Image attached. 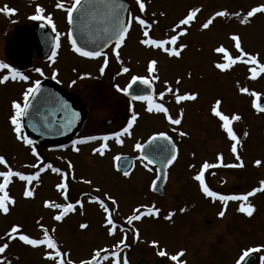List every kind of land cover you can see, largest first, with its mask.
<instances>
[{
	"label": "rangeland",
	"instance_id": "1",
	"mask_svg": "<svg viewBox=\"0 0 264 264\" xmlns=\"http://www.w3.org/2000/svg\"><path fill=\"white\" fill-rule=\"evenodd\" d=\"M132 8H136V0H127ZM146 11L139 16L149 21H156L155 32L159 37H169L175 33L172 27L186 16L188 11L199 8L194 21L187 28L186 34L179 37L176 47L185 44L181 55L175 58L163 50L158 59L162 81L175 85L177 78L179 90H188L198 93L197 99L192 102V116L189 120L193 127L192 151L196 146L197 152L203 154L191 159L194 167L187 168L186 163L180 162L170 171V178L165 185L167 195L159 200L150 193L151 180L149 172L142 166L135 152L108 151L104 155H96L89 150L76 153L51 154L37 149L38 159H32L31 148L22 141H18L12 131L9 116L12 114L11 102L22 100V89H14L0 84V155L5 156L8 165L14 171H22L26 175H35L39 178L28 184L18 178L7 186V191L15 199V204H9L7 214L0 212V238H5L9 244L5 253L0 254L3 264H54L53 260L45 258V252L50 251L45 246L32 247L25 245L18 236L9 240L5 233L11 225L19 224L25 234L33 238H41L46 227L54 235L62 251L70 252L67 259L74 264L82 259L87 260L98 249H107L101 255H108L109 260H100V264H111V252L117 251L121 264L126 257L129 264H175L167 256L160 257L157 253L163 249L168 254H175L185 250L180 257L186 264H236L243 252L249 248L259 249L253 251L257 263L262 264L264 258V192H257L248 200L255 206L251 217L244 218L236 214L240 204L218 203V198L206 197L190 180L198 169L201 159L216 161V155L223 153L224 164H239L242 167H223L220 180L213 178L208 181L218 186L224 193L244 191L251 186L258 187L259 181L264 180V113H258L253 108V100L264 98V74L260 73L255 79L250 78L249 69L253 66L245 63L247 56L237 61L231 68L220 70L215 67L217 62L223 60V53L215 52L219 46H224L229 54L235 58L240 56L231 39L233 34L238 35L241 47L248 54H258L259 63H264V13H256L248 18L246 23L241 20L252 7L264 4V0H144ZM0 3L8 5L6 0ZM1 8V7H0ZM135 10V9H134ZM224 11L226 16L215 17L208 29L201 25L216 12ZM164 13V15H161ZM239 13V16L235 15ZM134 37L140 43V30L135 29ZM135 39H131L137 42ZM142 39V38H141ZM145 60L139 50L128 56L132 68H139L144 61L156 58L157 53L145 52ZM189 73L191 74L189 76ZM240 87L248 88L247 93L239 91ZM259 93V98L251 95ZM217 99L222 101L220 110L231 116L240 115L241 119L233 122L240 144L237 153L231 151L232 141L227 134L218 127L216 116L211 107ZM207 116H206V115ZM219 120V119H218ZM189 128L191 126L189 125ZM197 128L202 130L196 135ZM244 132L248 135L244 136ZM184 141V140H183ZM183 152L186 147L183 146ZM132 156L135 158L130 174L120 176L114 170L113 157ZM239 155L241 160L236 159ZM202 157V158H201ZM261 160V165L254 162ZM212 163V162H210ZM69 164L72 167H69ZM51 165L59 168L60 172H51ZM44 168V171H40ZM7 170L0 165V171ZM191 170V171H189ZM83 179L92 181L91 184ZM65 181L68 184L67 201L56 185ZM2 182V178H0ZM25 187L33 190L32 197L23 195ZM99 189V191H96ZM213 189V188H212ZM104 193L115 198L112 204ZM92 196L100 197L109 206L117 229L109 235L106 223L107 214L98 202H90ZM79 200L82 203L76 204ZM57 204L71 202L75 211L68 213L62 221L53 219L60 210L47 208L44 202ZM155 205L160 209L159 216H142L131 225L126 218L132 214L134 208L140 205ZM225 206V207H224ZM183 208L184 212L179 210ZM223 210L225 215L218 213ZM143 211V209H141ZM173 212L171 220L164 217ZM87 224L84 229L80 224ZM55 228V232L51 230ZM121 229L123 231H121ZM134 229L139 231L136 238ZM128 247L114 248L122 238H125ZM152 241H158L157 246ZM249 255V254H248ZM250 256V257H251ZM247 257V256H246ZM249 257V258H250Z\"/></svg>",
	"mask_w": 264,
	"mask_h": 264
},
{
	"label": "snow or ice",
	"instance_id": "2",
	"mask_svg": "<svg viewBox=\"0 0 264 264\" xmlns=\"http://www.w3.org/2000/svg\"><path fill=\"white\" fill-rule=\"evenodd\" d=\"M82 0H73V3H71L70 6H65L62 2H58L55 7L58 9H64L67 13V20L69 25H72L75 27V21H74V12L79 10V6L81 5ZM136 4L138 5L139 12L144 13L146 11V4L144 0H136ZM110 9V24L105 27L102 31L105 34L103 47L107 48L110 44H114V47L112 48V52L115 54L116 59H120L119 49L124 44L126 37L130 31V28L132 26L133 21L138 23L143 28V39L140 40V43L145 46H153L157 49L163 50L165 53H167L169 56H177L179 57L181 55V50L187 47L185 44H180L178 47H176L178 39L180 36L186 34L187 28H182L181 26L190 25L195 17L197 12L200 11L199 8H194L186 14V16L178 21L175 25L172 27V32L175 33L167 38H153L150 35L149 30L152 27V24L149 23L146 19L141 18V16L136 15L133 16L131 12L128 13V19L127 21L122 18L121 11L125 10L126 6L123 3L117 2V0H112L111 4L108 5ZM17 11V9H14L12 7H9L8 5L3 6L0 8V13H4L6 15H12ZM45 9L37 4L35 6V14L31 17V19L36 21H43L47 25L52 26V31L55 33V36L52 37V56L49 57V59H52L56 55V50L59 47L60 41V33L56 32L55 24L53 23V19L51 14L45 15ZM256 13H264V4H260L258 6L252 7L249 11H247L246 16L243 20H241V23H246L248 21V18L254 16ZM228 13L224 11L216 12L212 17L208 18L202 25V29H208L209 26L213 23L215 17L217 16H226ZM161 15H164V13H161ZM235 15L239 16V13H235ZM45 23L41 24V27L43 28L45 26ZM152 23H156V21H153ZM74 27H70L69 31L67 33L68 40L71 42V46L74 52L77 54L87 57V58H97L103 56L104 63L100 67V72L103 73L105 71V67L108 64V55L107 53H104L99 50H87L84 46L80 45L77 40L73 36ZM45 41L47 42L48 37L45 35L44 37ZM231 39L235 41V47L240 52V56H237L233 58L228 50L224 46H219L215 49V52L217 53H223V60L226 62H217L215 67L220 70H227L231 68L234 64L237 63V61L241 60L243 57L247 56V60H245V63L253 65L249 71L251 73L252 79H255L257 76L260 75V73H264V63H259L258 61V54L252 55L246 53L243 48L241 47V41L240 37L238 35L233 34L231 36ZM167 45H171L172 47H168ZM158 64V61L155 59H152L148 62V72L154 73L156 72V66ZM0 69H4L7 74L0 73V84H3L7 82L9 79L12 80H22V81H29V76L24 75L21 73L18 69L15 67H12L11 65L7 63L0 62ZM34 71L37 73H40L43 75V71L40 68H35ZM122 73L129 72V68L122 67L121 69ZM191 74L189 73V76ZM56 72H53V78L55 79ZM159 79V76L152 75L151 78H146L144 76L139 75H133L131 77V80L125 86L124 88H120L119 85H116L118 91L123 92L125 95L129 94V90L132 88V85L139 82L141 85L147 86L142 94L133 95L131 98L134 101H144L147 103V111L148 112H157V113H164L166 119L172 124V125H181L182 118H183V109L180 110L179 117L174 118L170 113L168 108L165 106V104L162 102L163 98L166 94H172L174 96V99L177 104H179L182 101H190L197 99L198 93H188L185 92L181 94L179 92V88L173 89L172 85L165 81V88L163 91H160L158 93V98L161 102H157V94L155 91H148V89H152L154 82ZM73 83H75L73 81ZM176 84H180V79L177 78ZM239 91L242 93H247L249 90L246 87H240ZM41 92L40 88V81L36 80L31 83V85L22 93V100H13L11 102V109L12 114L9 116V122L12 126V131L15 134V137L18 141H22L25 145H32L33 141L29 138L28 135H25L23 132L24 124L23 119L26 117H29L31 114L29 112L30 107H32L30 103V98L35 97L36 93ZM252 96L259 98L260 94L256 92L251 93ZM222 101L220 99H217L215 103L211 107V112L214 116L218 117L221 121L220 127L222 130L227 134L228 138L233 142L231 145V151L233 154L237 153V146L240 144V139L238 138V135L236 131L233 128V122L238 121L241 119L240 115L238 114H232L231 116L225 114L223 111L220 110V105ZM63 107L67 108V105H63ZM253 107L256 108L257 111H264V107H261V104L257 102V100H253ZM72 118L65 117L67 120V123L64 125L65 127H69L75 117L78 115L77 113H72ZM137 119V114L133 112L131 119L127 121V126L123 128L122 132H115L112 134V137L116 139V143L122 144L123 141L120 139L122 134L131 135L130 129L132 128L134 122ZM173 132H176L177 129L173 128ZM178 135L181 137L187 136L188 133L185 131H179ZM248 133L244 132V136H247ZM108 135H104L102 137H95V136H87L84 137L81 140H73L72 145L75 151H79V148L76 147L77 144H82L88 141L93 140H103L108 141L109 140ZM166 143H161V142ZM148 149L149 151L145 152V149ZM108 149L107 143H101L99 147L93 148L92 151L94 154L104 155L106 150ZM135 149L140 152V156L138 159L142 163L143 167L147 169L148 171H153L150 165L156 164L158 161L162 163V167L158 169L157 171L162 173V176L158 175L156 179H153L151 182L150 187L152 189H156L158 187L157 181L161 178L166 179L167 178V171L166 169L171 166L174 161L177 159L178 155V149L177 145L173 142L172 137L169 136L166 132H157L153 133L148 141L147 145L141 144L137 142L135 144ZM33 155L36 154V148L33 147L31 149ZM236 159L238 161L241 160L240 156L237 154ZM113 160L115 162L122 161L121 154H117L113 157ZM217 163L213 164L209 161L205 160L201 166L199 171L196 173V175L193 177L194 180H196L199 183L200 190L206 197L211 198H218L221 201L227 202L229 200L232 201H240L239 211L241 213H245L247 216L251 217L255 211V206L248 202L249 197L255 195L257 192H264V180L259 181V186L254 187L251 189V191H248L247 193L243 195H220L217 191L212 190L209 185L206 183L205 174L208 169L216 168V167H242L243 162L241 161L239 164H224L223 163V156L222 154H218L216 157ZM257 166L261 165V160H256L254 162ZM0 165H4L7 170L0 171V178H2V182H0V212H3L7 214L9 212V204H15V199L11 197L7 191V186L13 182V178H18L21 181H26L28 184H31L33 181L38 180L39 178V172H37L35 175H26L22 171H14L10 166H8V162L5 158V156L0 155ZM46 167L51 168L53 172H60L59 168H53L51 165H47ZM69 167H72L71 164H69ZM116 167L118 170L123 169V175L128 176L130 173L128 169L132 167V165L128 162L127 159H123L122 163H117ZM189 167H194V165H190ZM40 171H44V168H41ZM84 183L91 184L92 181L83 179ZM68 184L62 180L61 183L56 185V188L61 191V193L64 196V199L67 201V191H68ZM96 191H99V189H96ZM33 190L25 187L23 195L25 197H32L33 196ZM104 196L112 202V204H116L117 201L114 197L111 195L104 193ZM90 202H98L100 204V207L103 209V211L107 214L106 223L110 225L108 231L109 235H113L117 229V225L115 224L112 214L109 210V206L105 204L104 200L97 196H92L90 198ZM76 204H80L81 207L83 206L81 201L77 200ZM44 206L47 208H55L60 210L58 214L54 215L53 219L56 221H62L63 218L71 212L75 211V206L73 203L68 202L64 204H57L52 203L49 201L44 202ZM143 209V211H141ZM180 212H184L185 209L181 208L179 210ZM160 213V209L157 208L154 204L153 205H140L138 208H134L132 210V214L129 215L126 220L129 225L133 223V221H138L142 218V216L148 215V216H156L158 217ZM174 215L173 212H169L167 216L164 218L166 220H171L172 216ZM218 215L220 217H223L225 215V212L221 210ZM40 227L43 230V235L41 238H33L30 234L23 233L22 226L19 224H13L9 228V230L5 233V235L8 237L9 240H14L19 238L20 241H22L25 245L37 247V246H45L50 251L45 252V258L49 260H53L54 264H74V262L71 259H67V257L70 256V252L62 251L57 240L55 239L54 235L50 234L49 230L44 227L43 225H40ZM87 227V224L81 223L80 228L84 229ZM121 231H123L121 229ZM52 233L55 232V228L51 230ZM134 234L136 238H139V231L134 229ZM125 238H122L116 245H114V248L119 249L121 245L124 247H128V245L125 243ZM153 246L158 245V241H152L151 242ZM9 247V244L4 243L0 245V254L5 253L6 249ZM185 250H180L179 252L175 254H168L165 250L161 249L158 251V255L160 257L167 256L171 261L175 262V264H186L185 261H182L180 257L184 255ZM253 251H259V249H253L249 248L243 252V254L240 256V258L236 261V264H241V261L245 259L246 256L250 252ZM103 252H107V249H98L94 251L91 254V257L87 260H80L78 264H100V260L103 259L105 261L109 260L108 255H101ZM111 264H121V260L119 258V253L117 251L111 252ZM0 264H3V261L0 260ZM10 264V262H9ZM122 264H129V261L125 257L123 259ZM262 264H264V258H262Z\"/></svg>",
	"mask_w": 264,
	"mask_h": 264
},
{
	"label": "flooded vegetation",
	"instance_id": "3",
	"mask_svg": "<svg viewBox=\"0 0 264 264\" xmlns=\"http://www.w3.org/2000/svg\"><path fill=\"white\" fill-rule=\"evenodd\" d=\"M6 1L8 2L9 7L17 9V11L12 15L0 13V62L7 63L12 67H15L24 75L29 76L30 79L29 81L9 79L3 84L13 89L15 87L19 88L18 90L22 89V92L20 93V96L22 97V93L31 85V83L39 80L40 87L58 90L64 96L70 97L75 102H77L78 107H81L82 109L81 120L77 126V129L72 133L67 141L47 142L40 145L32 144L30 146L26 145L27 147L31 149L35 147L36 150L39 149L51 154L76 153L77 151L74 150L72 145L73 140H81L87 136L102 137L104 135H108L110 137L108 141L97 139L82 144H77L76 147L79 148V151L89 150L91 153H93V148L99 147L101 143H107L108 149L106 152L112 150L118 152H135L137 153L138 158V151L135 149V144L137 142L143 144L153 133L163 131L172 137V140L177 145L178 149L177 159L171 166L167 168V178L165 185L169 181L170 171L180 162L186 163L188 165L187 168L193 170L191 167H189L190 165H193L191 159L195 158V155L198 157L203 154L201 150L199 152L196 151L197 148H200L199 146H196L194 152L192 151L191 146L194 129L189 117L193 115L191 108L193 106L192 102H194V100L182 101L177 104L172 94L165 95L162 102L165 104L169 110V113L174 118H178L180 110L183 109L181 125H172L166 119L164 113H157L155 111L150 113L146 110V102L132 100L131 97L133 95L142 94L143 90L147 86L141 85L139 82H137L135 83L137 84V88L133 92L129 91L128 95L118 91L115 87L116 85H119L120 88H124L127 86L133 75L144 76L146 78H151L152 75H157L159 76V79L154 82L153 88L148 89V91L154 90L157 94V102H161L158 98V93L164 90L165 83L162 81L160 75L159 67L161 66V62L157 57L160 56L162 50L153 46L142 45L138 42V40L135 39L136 37H134V31L136 28L140 30L139 40L144 38L143 28L138 23L133 21L126 40L119 49V60L116 59L115 54L112 52L114 44H110L102 51L108 55V64L105 67V71L101 73L99 69L104 63L103 56L97 58H87L73 51L71 42L67 37L69 28L72 27V25H69L68 23L66 11L64 9H58L55 7L58 2H62L66 7L70 6L71 3H73V0ZM83 1L84 0H82V2ZM122 1L126 2L129 7L127 19L129 12H131L133 16L139 15L140 12L138 5H136V8H132L131 4L127 0ZM37 4L41 5L45 9V15L51 14L53 23L55 24L56 32L60 33V44L56 50L55 57L52 59H49V57L52 56V37L55 36V33L52 31L51 25H47L43 21L31 19V17L35 14V6ZM3 6H5V3H0V7L2 8ZM141 18L146 19L152 24V27L149 30L150 35L153 38H161L159 37V32H155V28L157 27L154 25V23L143 16H141ZM42 23H45L43 28L41 27ZM45 35L48 37L47 42L44 39ZM131 39H135L137 42H134ZM167 46L172 47L171 45ZM137 49L143 55L144 60L145 52L153 54L157 53L155 56L156 58H152L158 61L156 72L150 74L147 70L148 62L152 59L147 60L146 66L145 62L143 61L141 65H137L139 68L131 67L132 65L128 60V56ZM172 57L175 58V56H170V58ZM178 59L180 60L179 57ZM122 67L129 68V72L122 73ZM35 68L42 69L43 75L34 71ZM53 72H56L55 79L53 78ZM0 73L7 74L4 69H0ZM73 81L75 83H73ZM172 87L175 90L177 85H172ZM179 92L181 94L185 92L191 93L188 90H179ZM133 112L137 114V119L130 129L131 135L122 134L120 139L123 141V143H116V139L112 137V134L115 132H122L123 128L127 126V121L131 119ZM216 118L219 127L221 125V121L218 120V117ZM189 125L192 129L189 128ZM173 128H176L177 131L173 132ZM179 131H185L188 133V135L181 137L178 135ZM200 131L202 132L201 129L199 130L197 128L196 135ZM24 134L27 135L26 132H24ZM183 146L186 147V152L182 151ZM214 155L217 156L218 154ZM31 158L38 159V156L31 155ZM132 158L134 163L135 158ZM204 161L205 159H201L196 172H194L192 175L190 174V180L192 182L194 181V184L198 186L197 188L199 190V183L194 180L193 177L199 171L200 166ZM209 162L215 164L217 163V160ZM151 168L153 171L146 170L149 172V175H151L150 180L154 175L152 178L153 180L156 176V167ZM221 169L223 170V167L208 169L205 174L206 183L208 184V181L213 180V178H218L220 180L222 175ZM50 171L53 172L51 168ZM165 185L163 188V196L159 197L152 193L151 194L156 196L159 200L163 199V197L167 195ZM212 188L220 195H243L248 191H251L254 186H251L244 191L241 190L239 192L228 194L224 193V191H221V189L215 184H212L211 189ZM251 197H249V199H251ZM226 203L240 204L241 202L229 200ZM238 209H235L236 214L245 218L246 215L241 213ZM245 259L241 261V264H245Z\"/></svg>",
	"mask_w": 264,
	"mask_h": 264
},
{
	"label": "water",
	"instance_id": "4",
	"mask_svg": "<svg viewBox=\"0 0 264 264\" xmlns=\"http://www.w3.org/2000/svg\"><path fill=\"white\" fill-rule=\"evenodd\" d=\"M111 2L112 0H84L79 6V10L74 13L73 36L87 50L103 51L106 49L103 47L105 34L102 30L110 24L111 16L108 5ZM117 2L126 6L125 10L120 11L122 18L127 21L128 5L121 0H117ZM132 87L130 92L137 88V84ZM40 88L41 92L30 98L32 107H30L29 112L31 115L23 119V130L28 132L29 138L37 145L47 142H65L77 129L81 120L82 109L78 107L77 102L64 96L58 90ZM65 104L67 108L63 107ZM260 104L261 107H264V100ZM70 113H77L78 115L69 127H65L64 125L67 123L65 117L72 118ZM60 131H63V133ZM161 143L166 142L162 141ZM145 145H147V142ZM148 151L146 148V154ZM123 159H127L130 164L132 163V159L127 157H122V161L117 163H122ZM152 166H156V177L158 175L162 176V173L157 171L162 167V163L158 161ZM118 171L123 173V169ZM165 182L166 179H159L157 181L158 187L156 189L151 188V192L160 197L163 196ZM2 244H4V239L0 240V245ZM254 261V257H250L245 264H254Z\"/></svg>",
	"mask_w": 264,
	"mask_h": 264
},
{
	"label": "bare ground",
	"instance_id": "5",
	"mask_svg": "<svg viewBox=\"0 0 264 264\" xmlns=\"http://www.w3.org/2000/svg\"><path fill=\"white\" fill-rule=\"evenodd\" d=\"M60 132H62V133H63V131H60Z\"/></svg>",
	"mask_w": 264,
	"mask_h": 264
}]
</instances>
